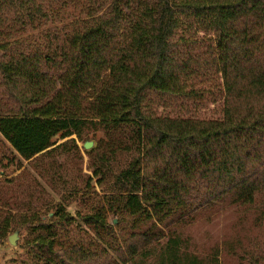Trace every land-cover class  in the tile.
I'll use <instances>...</instances> for the list:
<instances>
[{
	"label": "trees",
	"instance_id": "16d2710c",
	"mask_svg": "<svg viewBox=\"0 0 264 264\" xmlns=\"http://www.w3.org/2000/svg\"><path fill=\"white\" fill-rule=\"evenodd\" d=\"M70 6L77 19L33 34ZM198 32L203 48L186 37ZM204 65L222 80L220 119L148 108L152 96L189 99ZM82 126L114 151H96L78 188L58 160L73 141L53 139ZM0 136L61 195L45 221L52 199L0 211L3 235L27 232L34 264H221L218 249L190 251L177 228L205 209L264 202V0H0ZM93 183L109 191L70 215ZM108 212L131 219L127 237Z\"/></svg>",
	"mask_w": 264,
	"mask_h": 264
},
{
	"label": "rangeland",
	"instance_id": "374dc122",
	"mask_svg": "<svg viewBox=\"0 0 264 264\" xmlns=\"http://www.w3.org/2000/svg\"><path fill=\"white\" fill-rule=\"evenodd\" d=\"M78 12L72 6L67 7L62 18H54L46 22L40 30L33 34L36 35L39 31L49 29H61L69 21L77 19L80 16ZM186 37L197 40L200 48L204 46L203 39L207 40L206 44L209 43L208 38L201 32L195 35L186 34ZM206 50L191 49L192 53L202 54L203 57H207ZM189 89L191 97L186 100L152 96L148 108L160 115L197 119H220L222 117V80L214 69H208L204 65L200 75L189 81ZM70 134L65 139L56 136L53 141L55 145L73 141V144L70 143L65 148L64 158L61 156L58 160L59 163L63 162L64 164V174L72 179L69 182H73L80 188V179L75 180L79 175L78 170L92 176L90 167L93 162L89 159H93L96 151L109 153L108 150L114 151V149L113 144L109 140L104 141L102 133L94 131L92 127L82 126L74 134ZM85 142H91L92 147L88 150L84 149ZM73 145L77 147L79 153L73 151ZM68 151L71 152L67 153ZM115 156L118 161L122 160L119 152L116 151ZM111 159L114 160V156H111ZM29 163V161L22 160L0 136V211L21 214L24 213L27 206L37 209L47 199H52L50 206L39 211L45 221L51 217L53 207L60 203L61 195L54 194L46 187V179L49 174H44L43 178L37 177L33 165ZM35 178L37 179L36 183L34 182ZM91 185L92 188L88 190V194H75L77 198L68 203L66 211L70 215L74 216L77 212H88L89 208L109 191L107 185L104 188L98 183ZM43 190L46 194H42ZM64 195L69 194L64 193ZM78 198H85V200L80 201ZM118 218L109 212L106 215L107 221L115 230L116 237L122 239L131 232V219L126 218L122 222ZM76 224L73 236L83 238L84 232L87 230L78 222ZM177 229L178 233L188 240L189 250L198 255L204 256L218 249L221 254V264H264V202L262 201L259 203L258 209L232 205L205 209L198 212L192 222ZM13 234H16L14 245L8 241V238ZM30 240L24 229L4 235L0 231V264H34Z\"/></svg>",
	"mask_w": 264,
	"mask_h": 264
},
{
	"label": "water",
	"instance_id": "95a60500",
	"mask_svg": "<svg viewBox=\"0 0 264 264\" xmlns=\"http://www.w3.org/2000/svg\"><path fill=\"white\" fill-rule=\"evenodd\" d=\"M83 147H84V149L88 150L92 147V143L91 142H85ZM15 237H16V234H13L8 238V241L10 244H12V245L15 244Z\"/></svg>",
	"mask_w": 264,
	"mask_h": 264
}]
</instances>
